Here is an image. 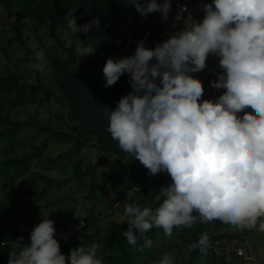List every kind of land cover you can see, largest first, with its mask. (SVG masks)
<instances>
[{"label":"clouds","instance_id":"9594fccd","mask_svg":"<svg viewBox=\"0 0 264 264\" xmlns=\"http://www.w3.org/2000/svg\"><path fill=\"white\" fill-rule=\"evenodd\" d=\"M133 4L142 16L159 12L162 22L170 19L171 0ZM201 8L202 21L182 5L171 17L176 27L187 13L182 28L155 48L140 40L134 55L109 58L103 67L105 88L125 74L131 86L114 110L106 109L107 132L150 176L166 173L171 181L161 188L164 199L154 210L125 204L130 226L122 234L133 246L138 244L133 228L144 235L155 226L168 237L174 228L197 222L264 231V0H211ZM66 21L73 34L92 26L78 29L72 11ZM77 51L85 56L94 48L78 41ZM209 55L222 69L210 85L225 91L202 99V81L192 74L206 67ZM36 57L41 63L33 67L42 70L43 51ZM244 113L250 115L240 119ZM55 237L54 221L43 219L32 227L30 244L20 246L8 264H103L97 244L72 248L66 257ZM152 243L146 238L142 247ZM209 245L203 234L190 248L206 256ZM156 264L174 261L164 254Z\"/></svg>","mask_w":264,"mask_h":264},{"label":"trees","instance_id":"16d2710c","mask_svg":"<svg viewBox=\"0 0 264 264\" xmlns=\"http://www.w3.org/2000/svg\"><path fill=\"white\" fill-rule=\"evenodd\" d=\"M143 3V0H140ZM7 18H16L17 23L30 22L36 36L42 29L62 49L63 54H49L51 79L55 85L52 89L46 84L40 73L34 78L19 72L7 69L0 75V194L6 201L14 200L22 210L29 207L17 194L19 175H31L30 184L37 185L38 181H45L42 190L28 188L25 193L37 199L44 196L52 187H62L71 181H78L87 189L88 201L98 200L96 194L98 168L104 161L117 163L120 181L123 186L116 190L114 200L109 204L112 211L121 205L136 203L141 208L155 209L164 199L161 188L171 181L166 173L152 176V186L146 190L136 191L138 175H149V169L143 166L135 157L124 153L118 142L107 132V108L115 109L119 99L131 91L128 75L125 74L114 85L105 88L106 80L103 67L107 59L123 58L134 55L138 41L145 40L146 47L155 48L157 43L174 33L169 26L173 21L162 22L160 28L140 22L133 0H0ZM73 12L77 28L91 24L88 32L78 31L73 34L67 27L66 15ZM99 19V24L94 21ZM178 24V22H177ZM60 29L66 30L72 44L66 47L58 37ZM178 30V29H177ZM22 49L27 53L26 61L39 63L35 51L30 47L27 39L21 33L15 35ZM82 45H91L94 51L90 55L79 56L77 42ZM0 50L10 58L0 33ZM78 61H81L80 63ZM57 104L63 113H53L47 120L40 121L32 116L29 120H21L19 114L29 105L49 108ZM51 110V109H50ZM65 125V128H60ZM28 129L35 133L32 138L42 137L41 142L33 145L31 154H20L25 144ZM66 143L71 149L60 153L55 158H44L45 151L51 143ZM88 147L94 148L102 159L97 165H91L83 160H74L81 156ZM45 161L55 165L61 171H72L66 180H57L32 171L35 164ZM112 186L118 183L111 177ZM144 193L151 194V201H146ZM129 194L132 196L129 197ZM160 196V200L156 197ZM117 204H119L117 206ZM6 205L0 201V264H8L13 253H19L20 246L30 244L29 229H22L13 223ZM36 207L31 211L36 214ZM195 214V213H194ZM155 227V226H154ZM153 228L141 235L138 229L133 228V234L138 238L136 246L130 245L123 232L129 227L113 220L107 227H102L94 211H89L85 217L74 218L64 224L63 232L56 231V239L61 245V252L67 257L70 249L84 246L91 247L97 244L96 255L103 264H156L164 254H170V249L157 252L153 243L151 247H142L144 240L153 237ZM231 228L232 232L217 233L216 230ZM251 229L240 230L220 224L206 225L200 222L191 228L180 226L174 228L170 239V246L177 241V247L188 248V258L180 261L172 257L174 264H203V258H208L210 264H246V258H238L235 254H228L224 248L225 241H232L244 237ZM207 234L210 245L207 255L201 256L199 249H192L190 245ZM23 237V240L20 238ZM66 237V238H65ZM216 248L218 250H216ZM249 256V255H247ZM237 260H241L237 263ZM248 264V263H247Z\"/></svg>","mask_w":264,"mask_h":264},{"label":"rangeland","instance_id":"374dc122","mask_svg":"<svg viewBox=\"0 0 264 264\" xmlns=\"http://www.w3.org/2000/svg\"><path fill=\"white\" fill-rule=\"evenodd\" d=\"M159 3H163V0ZM172 8L171 12L175 13V9L178 11V8L171 0ZM174 9V11H172ZM136 13L139 17L140 22L151 25L153 27L160 28L162 25V18L159 12L149 13L147 16H142L137 10ZM172 16H174L172 14ZM17 19L7 18L3 9V5L0 3V33L2 34V38L7 48L10 58H8L3 51L0 50V75L6 73L7 69L12 72H19L26 75H30L32 77H36L37 73H40L42 80L48 84L52 89H55V85L51 79V66L49 65V54H58L62 55V49L55 43V40L49 37L46 33L45 29L40 31V35L36 36L31 28L30 22H16ZM182 23H178L176 27L169 26L170 30L180 29ZM17 33L23 34L25 39H27L30 47L36 53L41 50L44 53L43 66L42 70H39L33 65L36 64L34 61H26L25 58L28 56L27 53L22 49L20 42L15 40V35ZM58 37L62 43L66 47H69L72 44L71 37L69 33L60 29L58 31ZM36 60L41 63L36 57ZM79 63L81 61H78ZM51 109V110H50ZM57 114L63 113V109H61L57 104L53 103L50 107H37L29 105L22 110L19 114V118L21 120H29L32 116L38 117L40 121L47 120L51 116L53 117V113ZM65 125H60V128H65ZM35 133L32 129H28L26 133H23V137H25V144L20 150V154H31L33 152V145H37L41 142L42 137L32 138ZM71 149L70 144L66 143H51L49 148L45 151L44 158H55L60 153L69 151ZM1 156V154H0ZM102 159V156L91 147H88L82 151V155L74 158V160H83L84 162L90 163L91 165H97ZM119 166L117 163L104 161L98 168V177L100 180L97 181V191L96 194L99 197L98 200L88 201L86 199L87 189L82 187L78 181H71L67 185L62 187H52L51 190L44 196V198L37 199L36 197H29L25 191L28 188L35 190H42L45 184V181H38L37 185L30 184L32 179L31 175H19V180L17 184V194L22 199L28 203L29 207L27 209L22 210L19 206H17V202L12 200L8 202L2 198V194H0V201L2 204L6 205V210L9 211V215L11 217V221L17 224L22 229L31 230L33 226L42 222L43 219H51L54 221V227L56 231L61 233L63 232L64 224L66 222L72 221L77 217H85L89 211H94L95 215L99 218V223L102 227H107L113 220L123 224L124 226L129 227V217L125 215V204L121 205L117 208L116 211H112L109 208V204L114 200L116 190L120 189L123 184L120 181V175L117 173ZM32 171L41 173L46 177H50L51 179L57 180H66L72 174L71 170H68L67 173L61 171L55 165H49L45 163V161L39 162V164H35L33 166ZM111 177H114L118 182L116 187L112 186ZM4 182V179L1 180L0 185ZM132 194H129L131 197ZM143 197L146 201H151V194L144 193ZM126 204H130L129 200H127ZM31 207H36V214L31 211ZM233 229L226 228L216 230L217 233L223 232H232ZM153 246L157 252H162L167 249H170V255L173 257H177L180 261H184L188 258V248L177 247V241H174L170 246V239H166L163 234L162 228L153 229ZM252 236V235H251ZM254 236L249 237L252 241ZM257 240V237L255 238ZM261 243L264 242V233L263 236L258 238ZM223 246L227 249L228 254L233 253L238 258H246L247 251L246 246L244 245V241L239 238L234 239L232 241H225ZM260 243V244H261ZM248 247V246H247ZM218 250V249H217ZM257 253L254 252V255ZM255 264H264V258H258L256 255ZM237 263H240L237 260ZM246 264L249 260H246ZM203 264H210V260L208 258H203Z\"/></svg>","mask_w":264,"mask_h":264},{"label":"crops","instance_id":"0c3cea01","mask_svg":"<svg viewBox=\"0 0 264 264\" xmlns=\"http://www.w3.org/2000/svg\"><path fill=\"white\" fill-rule=\"evenodd\" d=\"M162 0H158V2H160ZM174 1H179L180 3H185L188 6V9L191 13V16L193 19H197L202 21L204 13L202 11L201 8V3H210L211 0H173ZM174 11V9L172 10ZM179 10L177 11L175 9V13L171 12L170 13V19L169 21H173L171 19V17H174L176 15V13H178ZM172 14L174 16H172ZM184 19L178 23H182L181 28L184 26V23L188 20V14L185 13L183 14ZM179 30V29H178ZM177 30V31H178ZM222 69L219 66V59L215 56V55H209L207 61H206V67L201 70L198 73H193L192 75H194V77L200 79L202 81V85L205 89L204 93H203V97L202 99H215L217 96L223 94V92L225 91L224 89H213L210 85V81L211 80H217L218 76L217 73L221 72ZM245 115H250V113H244L241 115L240 119L243 118V116ZM264 231H260L258 226L256 228H251V232L249 234H247L244 237V245L246 246V251H247V255L252 256V257H256V255L258 256V258L262 259V257L264 258V242L261 243L260 240L258 241V238L260 236H263ZM254 236V239L252 238V241L249 239V237ZM257 237V240L255 239ZM261 243V244H260ZM254 252H256L257 254L254 255ZM246 255V256H247ZM256 260V258H255Z\"/></svg>","mask_w":264,"mask_h":264},{"label":"built area","instance_id":"2783aa9c","mask_svg":"<svg viewBox=\"0 0 264 264\" xmlns=\"http://www.w3.org/2000/svg\"><path fill=\"white\" fill-rule=\"evenodd\" d=\"M174 4L178 8L179 11H180V8H181L182 5H187L185 3H180L179 1H174ZM183 14H185V13H183ZM152 176L153 175H151V176L150 175H146L145 176V175L139 174L138 175L139 182H138V185L135 187V190L136 191H141V190H146L149 187H151L152 183H153ZM216 250H217V248H216ZM246 260H249L248 264H255V258L252 257V256H247Z\"/></svg>","mask_w":264,"mask_h":264}]
</instances>
